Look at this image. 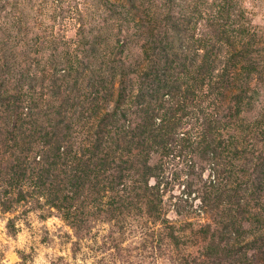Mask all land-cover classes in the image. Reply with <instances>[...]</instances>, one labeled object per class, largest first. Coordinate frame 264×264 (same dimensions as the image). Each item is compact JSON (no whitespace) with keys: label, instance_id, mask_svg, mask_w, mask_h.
I'll use <instances>...</instances> for the list:
<instances>
[{"label":"trees","instance_id":"trees-1","mask_svg":"<svg viewBox=\"0 0 264 264\" xmlns=\"http://www.w3.org/2000/svg\"><path fill=\"white\" fill-rule=\"evenodd\" d=\"M54 1L52 14L64 22L73 13L77 31L87 41L75 40L72 47L60 35L44 32L29 43L23 40L25 50L15 56L14 64L31 62L29 73L43 64L42 83H49L53 96L61 94L66 101L54 113L61 119L41 137V156L48 163L43 161L47 169L36 187L76 234L87 230L89 216H104L109 222L133 215L164 225L170 243L186 246L179 243L171 227L175 224L163 216L157 182L151 184L158 171L152 155L182 156L192 143L188 131L180 132L189 102L195 105V118L203 120L195 133L202 142L212 134L219 136L216 126L222 124L213 113L224 116L225 126L241 120L260 88L264 93V29L250 25L241 0H181L176 6L177 0L146 6L136 0H97L88 21L76 6H58L66 0ZM124 11L142 36L138 60L129 67L123 57L117 59L114 41ZM32 49L35 60L24 54ZM87 75L86 89H81L79 80ZM13 101L12 107L26 110L36 109L38 101L45 105L40 98ZM262 111L258 132L264 130V107ZM256 132L249 131L252 143L246 144L242 135L239 140L228 135L213 146L205 144L213 178L198 197V210L211 218L199 233L202 245L197 253L204 263L213 264L210 260L220 255L219 260L239 264L249 255L264 264V229L257 226L264 225V133ZM57 170L62 171L53 175Z\"/></svg>","mask_w":264,"mask_h":264},{"label":"rangeland","instance_id":"rangeland-1","mask_svg":"<svg viewBox=\"0 0 264 264\" xmlns=\"http://www.w3.org/2000/svg\"><path fill=\"white\" fill-rule=\"evenodd\" d=\"M136 1L137 4L146 6L157 0ZM96 2L97 0H66L64 3L61 1L62 4L58 6L64 9H67V5L76 6L84 21H88V13L95 10ZM118 2L127 3V0ZM176 2L175 6L183 3L181 0ZM240 2V8L246 9L250 25L264 29V0ZM56 6L57 2L54 0H0V264H210L204 263L202 256L197 253L202 245V235L199 233L206 230L204 224L211 222L209 214L198 210V197H201L203 186L213 178V165L209 162L211 154L204 150L205 144L213 146L228 135H236L238 140L242 135L247 144L254 142L249 137L251 129H256L259 135L264 133V130L258 132L257 128L263 114V90L260 88L259 96L244 110L241 120L238 118L235 125L231 123L225 126L224 116L213 113L217 116L216 122L219 121L222 125L216 126L219 136L212 134L206 139L208 142H202L201 137L196 138V128L203 120L201 116L195 118V105L187 103L188 116L182 120L180 132L188 131L192 143H187L188 148H185L182 156L175 157L174 153L165 157L152 155L151 164L157 165L158 171L151 184L157 182L162 195L163 216L175 224L171 227L175 226L181 239L179 243L183 244L184 241L186 246L176 248L170 243L166 238L168 230L164 225H153L133 215L121 216L109 222L103 219L104 216H89L85 223L87 230L76 234L61 213L49 207L35 184L37 179L44 177L47 169L45 163H48L41 156L44 154L41 137L44 129L50 128L51 123L57 124L61 119L60 115L55 116L54 113L59 112L60 106L63 108L66 101L64 103L65 99L61 94L53 96L51 89H48L49 83H42L45 79L43 64L37 68L32 67L31 73L28 72L31 62L28 65L21 60L23 64H20L19 60L14 64L17 59L15 56L20 57L25 50L23 46L27 45L23 40L27 39L29 43L30 39L43 37L44 32H52L53 36L60 35V39L71 42L72 47L75 40L77 43L87 41L77 31L78 23L73 18V13L68 16L71 18L66 15L64 22L52 14ZM123 13L120 22L122 30L120 29V35H115L114 41L119 46L117 59L123 57L127 63L125 67H129L138 60L142 36L133 27V23L129 22L128 14L125 15V11ZM23 37L26 38L22 39ZM33 50H27L29 54H24L35 60L37 53ZM23 68L27 74L22 71ZM20 69L23 73L21 78L18 74ZM134 69L133 67L132 71ZM88 81L89 75L79 80L80 88L86 89ZM117 81L118 78L114 80L115 86ZM14 98H24L25 102L40 98L45 105L38 101L36 109L12 107L11 99L14 102ZM208 112L212 113L210 110ZM243 124L246 128H242ZM202 133L207 134L204 131ZM30 136L34 137L32 143ZM59 171L62 170L52 174ZM185 222H194L196 225H182ZM257 226L264 229V225ZM195 232L198 236L194 235ZM218 257L220 259V255L217 259ZM219 259H211L210 262L238 264ZM239 264L257 262L248 255Z\"/></svg>","mask_w":264,"mask_h":264}]
</instances>
